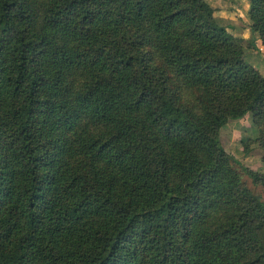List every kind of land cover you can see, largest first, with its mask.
<instances>
[{
    "label": "trees",
    "instance_id": "1",
    "mask_svg": "<svg viewBox=\"0 0 264 264\" xmlns=\"http://www.w3.org/2000/svg\"><path fill=\"white\" fill-rule=\"evenodd\" d=\"M214 11L0 0V264H264V172L219 138L251 112L264 149V75Z\"/></svg>",
    "mask_w": 264,
    "mask_h": 264
},
{
    "label": "rangeland",
    "instance_id": "2",
    "mask_svg": "<svg viewBox=\"0 0 264 264\" xmlns=\"http://www.w3.org/2000/svg\"><path fill=\"white\" fill-rule=\"evenodd\" d=\"M213 8L216 19L226 26L244 46L250 36L248 7L249 0H206ZM234 26V27H233ZM177 89V88H176ZM187 91L186 88H184ZM264 128V126H263ZM261 129L254 122L251 112L242 117L228 120L221 126L219 138L225 150L234 155L253 172H264V149L259 143ZM240 182L254 194L264 195V186L240 171Z\"/></svg>",
    "mask_w": 264,
    "mask_h": 264
},
{
    "label": "crops",
    "instance_id": "3",
    "mask_svg": "<svg viewBox=\"0 0 264 264\" xmlns=\"http://www.w3.org/2000/svg\"><path fill=\"white\" fill-rule=\"evenodd\" d=\"M234 27V26H233ZM259 49L255 50L245 44L243 46V58L254 65L264 75V44L260 38L256 40Z\"/></svg>",
    "mask_w": 264,
    "mask_h": 264
}]
</instances>
